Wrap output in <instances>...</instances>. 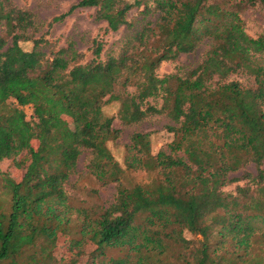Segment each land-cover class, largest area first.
Instances as JSON below:
<instances>
[{"label":"trees","instance_id":"trees-1","mask_svg":"<svg viewBox=\"0 0 264 264\" xmlns=\"http://www.w3.org/2000/svg\"><path fill=\"white\" fill-rule=\"evenodd\" d=\"M243 4L264 9V0H79L49 25L84 8L105 24L102 36L131 30L127 16L134 8L142 7L144 22L122 40L117 56L103 60V41L93 39L85 60L72 42L56 49L33 39L27 34L35 30L31 12L0 2L6 35L0 36V162L29 154L16 183L0 172L10 195L9 213L0 210V264H17L27 247H34L28 264L62 263L55 249L59 229L70 222L65 186L84 151L87 174L98 186L92 193L115 189L107 208L91 217L79 210L82 239L94 247L86 264H170L168 253L179 264H264V34L245 32ZM29 41L32 48L23 49ZM204 42L209 47L197 67L182 76L156 75L161 63ZM239 74L252 86L229 81ZM129 85L134 95L116 94ZM157 97L160 108L145 103ZM114 101L122 123L165 115L173 123L165 127L171 134L165 149L154 152L149 133H134L119 163L107 144L120 131L103 113ZM249 164L256 176L242 177L255 189L225 194L235 181L230 174ZM127 171L149 176L128 187ZM79 243L70 241L74 249ZM109 250L122 255L108 257Z\"/></svg>","mask_w":264,"mask_h":264},{"label":"rangeland","instance_id":"rangeland-1","mask_svg":"<svg viewBox=\"0 0 264 264\" xmlns=\"http://www.w3.org/2000/svg\"><path fill=\"white\" fill-rule=\"evenodd\" d=\"M3 1L5 8H18L31 12L33 15L34 28L27 31L29 36L33 39L43 38L51 42L56 49L65 47L67 43H74L75 49L85 55V60L90 57V47L93 39H101L104 47L102 52V59H106L107 55L117 56L120 53L122 40L128 36H132L139 31L144 22L140 15L141 8L132 9L127 16L129 22L133 24L131 30L121 28L115 33H109L102 36L101 28L105 26L104 23L94 20V9L84 8L77 9L73 14L67 16L60 22L49 25L54 17L60 16L67 12L70 6L76 4L79 0H0ZM133 3L135 0H126ZM243 9L240 11V17L243 20L245 32L255 38L264 34V9L260 5L248 6L243 4ZM154 20V19H153ZM34 31V32H33ZM0 36L6 37L5 27L0 24ZM8 38V37H7ZM8 41L10 38L7 39ZM25 50L32 48V42L21 43ZM208 42L201 44L192 54L180 55L175 61L163 62L156 70V75L160 78L170 75L179 74L182 76L186 71L194 69L202 61L203 54L208 48ZM48 48L43 50L46 52ZM229 81L240 82L244 86H252V79L246 75H233ZM136 88L129 85L126 89L120 86L116 88V94L127 97L135 94ZM150 106L160 108L162 100L160 97L149 98L145 100ZM145 104L143 108H145ZM120 103L117 101L107 103L103 106V113L107 117H113V128L120 131L119 137L115 141H110L107 146L114 158L121 164L124 163L127 146L130 144V138L134 133H149L152 142V149L154 152L159 149H165L166 145L171 140V134L166 132L165 127L173 125V123L163 114L149 115L143 121L133 124L122 123L119 115ZM29 116V110H26ZM32 148L39 146L38 142L33 140L31 142ZM88 152L84 151L78 161L74 174L69 178L68 184L65 186L68 195V205L70 206L67 217L70 222L66 224L57 233V248L55 255L61 264H86L92 257L94 247L85 242L80 234V225L84 217L79 215L80 211H86L92 216L95 210L100 211V208H107L114 201L115 189L114 185L98 189V194L94 195L92 189L98 188L95 180L87 174L86 164L88 159ZM29 163V154L27 151H22L16 158L10 160H3L0 162V172L4 175L5 181L16 183L22 176L27 164ZM264 168V164L262 166ZM248 173L251 177L256 176V169L253 164H249L236 173H232L229 179L235 180L227 184L222 191L225 194L237 195L238 188H250L251 192L255 189V185L250 179H243L242 175ZM148 174L142 171H127L123 177V183L130 187L134 183L145 182L148 179ZM10 195L4 188L3 182L0 180V210L9 213ZM255 230L259 233L257 225ZM264 231V230H263ZM185 237L189 240L201 239L199 236H193L185 233ZM80 241L79 248L74 249L70 245L71 240ZM44 241L39 240L38 244ZM34 252V247H27L21 254L20 258L16 260L17 264H28L29 255ZM122 255L119 250H109L108 257H118ZM167 260L170 264H179L172 253L167 254Z\"/></svg>","mask_w":264,"mask_h":264}]
</instances>
